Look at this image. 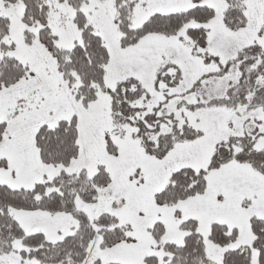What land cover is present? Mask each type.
I'll list each match as a JSON object with an SVG mask.
<instances>
[{"label":"snow or ice","instance_id":"6c2138e0","mask_svg":"<svg viewBox=\"0 0 264 264\" xmlns=\"http://www.w3.org/2000/svg\"><path fill=\"white\" fill-rule=\"evenodd\" d=\"M0 264H264V0H0Z\"/></svg>","mask_w":264,"mask_h":264}]
</instances>
